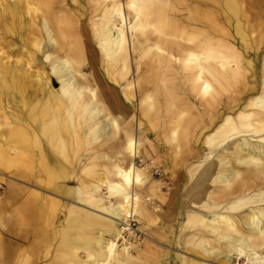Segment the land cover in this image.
<instances>
[{
  "label": "bare ground",
  "instance_id": "obj_1",
  "mask_svg": "<svg viewBox=\"0 0 264 264\" xmlns=\"http://www.w3.org/2000/svg\"><path fill=\"white\" fill-rule=\"evenodd\" d=\"M20 1L0 0V39L27 55L1 52L0 94L32 93L22 113L39 119L0 134V167L89 208L62 202L52 231L53 198L0 206V264L158 263L116 247L134 214L156 226L141 191L161 197L159 161L140 166L159 146L181 187L164 203L170 218L185 215L178 231L193 255L176 264H264V0ZM34 61L48 69L33 81Z\"/></svg>",
  "mask_w": 264,
  "mask_h": 264
},
{
  "label": "rangeland",
  "instance_id": "obj_2",
  "mask_svg": "<svg viewBox=\"0 0 264 264\" xmlns=\"http://www.w3.org/2000/svg\"><path fill=\"white\" fill-rule=\"evenodd\" d=\"M3 1H10V0H3ZM14 1H17L18 5L23 7L24 3L22 1L20 0H14ZM17 47H19V44L15 42L14 40H12V38L9 36H4L2 37V39H0V55H2L1 52H4V54L7 53L9 54V56H11L10 59H12V56H14L15 58L26 59L27 55L25 54L21 55V53H18L16 55ZM30 68L31 69H28V71L30 73L29 77L32 80L35 78L34 75L36 74V72H39V71H41L42 73L44 72L43 76L45 77L46 76L45 73L47 72V69H48V67H45L46 69H41L37 61H34V63L31 64ZM82 71L83 73H86V74L90 73V69H86V70L84 69ZM28 89L31 90V87ZM20 99H23V98L20 97L18 93H16L14 97H11L8 99L2 96V94H0V134L3 137L7 136L9 132L13 129L14 124H15L14 120L20 117H24V118L26 117L28 118V122H30L38 118L36 115V117L32 119V117L30 116H23V113H22V112H25L26 114L29 115V113L31 112V109L33 105L35 104V101L34 102L30 101L31 99H33L32 93H30L29 96L27 97L25 96V99H28L26 101L27 103L19 101ZM155 121L157 120L154 119L153 124L157 125V122ZM153 129H154L153 130L154 134H153V131L152 133L150 132V135H148L150 136L148 137V140L154 139L153 137L155 135L156 128H153ZM251 139L255 140L256 138L255 139L251 138ZM161 149L159 146V149L157 151H154V150L150 151L148 149H146L145 151L142 150L143 157L145 159H143V162H144L143 164L140 163L141 164L140 167H143L151 163L152 160H150V158H152L153 160L154 158H156V161H159L157 162L159 166L156 168H153L151 173H153L152 180L157 181L158 183H162L161 188L155 192V195L157 194L158 196H161V197L157 198L156 196H151V194L146 192L145 187L141 191L142 194H146V196L143 197V199H145L147 202L146 204H147L148 210L152 211L154 214L158 216L157 220L155 221L156 223H154L156 224V226H154L153 224H151L150 226L144 225V222L142 221L141 217H139L138 214H134L132 217L129 218V221H128L130 225V231L132 232V234L129 235L128 232H126L124 234L123 239L117 240L116 248L118 251H120L122 250L124 246L128 247L126 254L130 255L131 260L141 255L140 254L141 252H148L147 250H149V252H152V257L156 255L159 257V260H158L159 262L156 264H160V262L161 264H176V263H179V260H182L184 257L192 258L193 255L192 253L188 252L185 249L184 242H183L184 234L182 232H180L181 233L180 234L178 231L181 223L185 221V215L179 214V212L176 211L178 213L176 217L172 216L170 218V215H172L174 212H172L171 210H168V208L166 207V204L164 203V201L168 197L175 196V194H177V191L178 193H180L181 191L179 190V188L181 187L178 186L179 185L178 183H175L172 185L171 176L167 171H165L166 174H164V167L169 168L170 161H169V158L166 162L162 160L164 157V153L163 151H161ZM138 164H139V161H138ZM102 171L103 169L99 167L98 173H102ZM39 177L40 176H36L34 180L38 179ZM43 179L44 178L42 177V179H39V180H43ZM30 182H31L30 180H24L23 178L19 179L17 175H14V170H12V168L9 169L7 167H0V206L7 203L9 206L15 208L19 200H24L26 199V197L32 198L31 192L40 193L38 195V199H44L45 201L48 198H53L55 199L54 203L59 202L60 206H58V210L56 211L54 221L49 222L51 226L48 228H50L52 231H54L55 228L57 227H61L60 224H62L61 223L62 210H64L62 206V202L65 203V205L74 204L76 207L82 208V209H85L86 207L89 208V206H85L82 202L76 201L75 199H72L69 196L62 198V197L55 196L52 193H47L41 190L40 186L33 183V181L31 183ZM20 187H24L26 189V190L24 189V193H22L23 196L19 195ZM170 188L173 189L174 191L170 192L169 190ZM11 193H13L14 195H11ZM98 194H100L103 197L108 196L105 186H100L98 190ZM148 203L149 204L155 203V206H150L148 205ZM53 208L54 206H52V209ZM246 208L247 207H245L244 209L246 210ZM92 210L96 212L97 214L99 213V210L97 208L92 207ZM8 213H10L8 209L3 212V214L5 215H7ZM167 214L168 216H166ZM168 222L176 223V228L173 232L168 231L167 229L163 228L166 224H168ZM59 230H62V227L59 228ZM147 235L149 236V238ZM177 239L180 240L179 244L176 241ZM156 240L158 241L156 242ZM45 244L46 245L44 246H48V247L53 246V243L51 241H46ZM58 254H59V251L56 250L54 247L50 255H58ZM50 255H48L46 258H48ZM197 259L207 264H216L211 259L203 260V259H200V257H198ZM41 262H48V259L42 260ZM244 262L245 260H239L238 264H242Z\"/></svg>",
  "mask_w": 264,
  "mask_h": 264
}]
</instances>
